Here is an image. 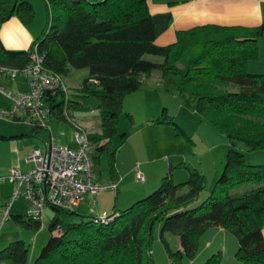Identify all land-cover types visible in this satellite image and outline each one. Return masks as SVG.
I'll list each match as a JSON object with an SVG mask.
<instances>
[{"label": "trees", "instance_id": "obj_1", "mask_svg": "<svg viewBox=\"0 0 264 264\" xmlns=\"http://www.w3.org/2000/svg\"><path fill=\"white\" fill-rule=\"evenodd\" d=\"M149 1L46 0L48 27L35 42L38 52L44 65L62 76L71 67L88 69L77 91L69 89L68 106L86 111L88 98L98 99L100 130L90 132L89 140L94 163L107 152L112 176L115 151L110 143L124 98L140 90L154 71L163 91L195 95L197 112L226 135L229 149L221 176L211 195L195 207L191 204L206 189L207 180L201 170L189 167L186 181L175 183L169 172L154 192L124 210L114 207L102 223L94 222V214L68 221L78 215L75 210L51 207L47 226L51 236L32 264H155L152 244L157 222L164 241L166 231L179 237L175 252L166 243L172 264L183 256L193 259L201 235L212 225L236 236L241 264H264V163H248L239 149L244 143L248 151L264 150V74L247 70L248 62L259 57L264 22L250 27L196 25L178 30L174 42L158 45ZM12 13L28 23L34 8L29 1L0 0V28ZM145 54L163 60L150 61ZM29 62V51L8 50L0 39V65L22 68ZM61 113L59 109L57 117L62 118ZM157 122L174 123L168 115ZM243 186L247 188L233 191ZM12 218L28 230L42 226L40 218L25 214ZM29 255V245L14 240L0 249V264H29ZM220 262L217 251L204 264Z\"/></svg>", "mask_w": 264, "mask_h": 264}, {"label": "rangeland", "instance_id": "obj_2", "mask_svg": "<svg viewBox=\"0 0 264 264\" xmlns=\"http://www.w3.org/2000/svg\"><path fill=\"white\" fill-rule=\"evenodd\" d=\"M45 18L46 24L41 37L48 27L49 14L46 7ZM144 58L154 62L163 60L161 56L153 54H145ZM156 73L158 72L154 71V74ZM87 76V68L71 67L66 74H63V80L74 92ZM91 85L98 88V85L92 82ZM5 89L12 92L10 88ZM88 102L89 110L73 111L70 118L80 122L89 132L99 131L98 99L90 96ZM196 103L195 95L178 92L169 94L150 79L143 82L140 90L125 96L123 111L117 124V133L110 143V150L115 151L114 175H117L116 180L120 183L117 190L102 189L94 196V207H92L95 216L107 215L115 206L120 210L130 207L136 201L154 192L160 186L162 178L169 172L175 183L186 181L189 175L187 167L198 168L204 172L207 180L206 189L200 193L191 207L199 205L211 195L223 171L229 141L224 133L217 130L210 121L197 112ZM166 115L172 117L174 123L157 122L159 118H166ZM3 119L0 128L11 129L13 120ZM50 121H52L51 134L55 136L54 143L75 148L77 142L72 123L57 117L51 118ZM26 123L23 122L25 127L31 128L29 123ZM32 135L36 136L35 145L41 149L45 148L50 139L47 129H42L37 134L32 132ZM239 149L245 154L248 163H264V150L248 151L244 143H239ZM136 168L143 173V181L137 179ZM94 169V179L97 182L109 184L114 179L107 152L99 155L98 161L94 163ZM246 188L243 186L233 191L241 192ZM185 189L186 187L182 191ZM24 199V195H20L13 202L10 214H25V210L15 206L17 203H22ZM91 201L93 198L87 196L75 210L78 215H72L68 221H78L81 215L89 218L92 215ZM5 203L8 204L9 199ZM52 216L53 209L48 207L42 215L40 230L32 231L21 227L24 230H22L21 239L29 245L30 258L33 261L51 236L47 226ZM11 222L15 223L13 218ZM218 228L215 225L207 228L199 239L194 258L189 259L183 256L177 264H204L207 258L217 251H221L220 264H241L236 257L239 247L236 236L225 229ZM153 235L152 256L155 264H172L166 243L171 251H177L180 246L178 235L166 231L163 233L164 241L161 237L159 222L156 223ZM209 244L211 245L208 246Z\"/></svg>", "mask_w": 264, "mask_h": 264}, {"label": "built area", "instance_id": "obj_3", "mask_svg": "<svg viewBox=\"0 0 264 264\" xmlns=\"http://www.w3.org/2000/svg\"><path fill=\"white\" fill-rule=\"evenodd\" d=\"M30 62L22 68L0 65V76L16 78L22 76L27 88L23 91L10 92L0 87V92L10 100L9 107H0V118L23 120L50 133V143L44 150L33 149L28 161L33 162L27 171L13 167L0 179H7L14 184V189L5 204L0 217V229L10 217L12 203L24 195L25 215L41 218L48 207L74 211L86 199L102 189L117 190L119 180L102 184L94 179L93 146L89 140V131L80 122L70 118L73 113L68 106L69 86L63 76L44 65V60L34 43L29 50ZM62 110V118L70 121L75 128L77 146L68 148L54 143L51 134L50 119L57 117ZM60 118V117H59ZM139 181L144 175L136 168ZM92 211V208L90 209ZM94 222H104L107 215L95 216Z\"/></svg>", "mask_w": 264, "mask_h": 264}, {"label": "crops", "instance_id": "obj_4", "mask_svg": "<svg viewBox=\"0 0 264 264\" xmlns=\"http://www.w3.org/2000/svg\"><path fill=\"white\" fill-rule=\"evenodd\" d=\"M3 1L7 2V0ZM20 1H29L32 4L34 8L33 19L28 23H24L15 13H12L1 25L0 39L8 50L29 51L43 33L46 24L45 7L48 9V14L49 8L46 0ZM148 5L155 23V43L158 45H167L174 42L178 30L196 25L215 23L250 27L264 22V0H150ZM5 8L6 13L9 12L10 5L7 4ZM258 46L259 57L257 60L248 62L247 70L252 73L264 74V33L259 38ZM146 79L160 85L158 73H152ZM0 87L10 88L12 92H18L25 90L27 85L24 77L20 75L14 79L0 76ZM9 106L10 100L0 92V107ZM2 121L4 119L0 118V127ZM23 122V120H13L11 129L0 128V174H2V177H5L13 167L21 171L32 168L33 162L28 161V157L33 149H41L35 145L34 138L36 136L32 135V132L37 134L42 129L30 124L28 125L31 128H27ZM49 124L52 126V121ZM49 143L50 139L46 145H49ZM116 177L117 175H113L114 179L112 180H116ZM13 189L14 184L12 182L5 178L0 179V217L5 202L9 199ZM24 201L25 199L22 203L15 204L16 208L26 210V201ZM92 206L94 207V198L90 207L92 208L90 213L94 214ZM13 215L10 214V218L7 222L5 221L0 229L1 249L9 242L21 239V235H23L24 230L16 223L11 222ZM218 229L223 228L219 227ZM32 263L33 260L29 255V264Z\"/></svg>", "mask_w": 264, "mask_h": 264}]
</instances>
